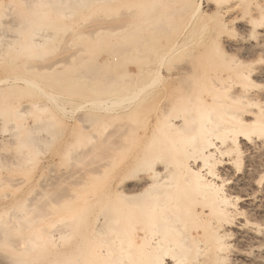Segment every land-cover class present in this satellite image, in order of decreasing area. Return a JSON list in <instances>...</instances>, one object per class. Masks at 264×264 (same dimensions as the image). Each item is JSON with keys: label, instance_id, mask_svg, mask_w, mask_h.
I'll return each instance as SVG.
<instances>
[{"label": "rangeland", "instance_id": "obj_1", "mask_svg": "<svg viewBox=\"0 0 264 264\" xmlns=\"http://www.w3.org/2000/svg\"><path fill=\"white\" fill-rule=\"evenodd\" d=\"M133 1L144 6V20L118 40L115 32L83 34L100 22H120L123 9L116 4L76 6L68 15L60 0H0V79L37 85L0 90V264L78 258L83 234L106 214L150 121L189 85L212 96L217 92L208 78L214 76L216 84L264 97V0ZM35 39L42 41L27 44ZM60 60L52 70L38 67ZM152 81L140 96L123 99ZM22 108L28 110L20 116ZM46 121L38 133L47 141L19 143L20 131ZM248 135L262 145L254 154L247 145L238 148V155H226L228 167L221 166L241 214L218 264H264V128ZM116 142L123 151L114 150Z\"/></svg>", "mask_w": 264, "mask_h": 264}, {"label": "bare ground", "instance_id": "obj_2", "mask_svg": "<svg viewBox=\"0 0 264 264\" xmlns=\"http://www.w3.org/2000/svg\"><path fill=\"white\" fill-rule=\"evenodd\" d=\"M60 1L68 15H73L77 7L93 5L116 4V8L123 9L118 24L100 22L88 27L83 34L90 38L115 32L120 35L118 40L125 39L144 20V6L133 0ZM200 10L201 3L196 5L193 17ZM145 13L151 14L152 10ZM189 29L190 26L176 50L185 44ZM41 41L35 39L27 44L38 45ZM60 63L61 60L38 67L47 71ZM259 75L263 76L264 71ZM159 77L160 74L154 81ZM215 78H208L217 92L212 96L204 95L202 87L189 85L184 94L162 104L133 152L127 173L116 180L106 214L96 218L90 233L83 234L79 257H69L70 263L66 264H218L224 259L229 227L241 214L238 198L225 187L223 172L228 171L229 164L225 157L230 153L238 155V148L244 145L254 154L262 145L248 134L255 128H264V97L236 90L232 83L216 84ZM154 81L142 84L140 90L123 99L140 96ZM24 85L37 86L27 79H0V90ZM38 89L46 91L41 85ZM48 95L56 101L55 94ZM234 103L243 106L235 107ZM57 106L64 107L61 103ZM46 107L47 104L39 106ZM27 110L22 108L18 114ZM47 125L48 121L23 129L18 134L19 143L41 145L47 138L38 132ZM122 147L120 142L113 144L114 150L123 151ZM223 165L227 167L221 169ZM249 171L253 174L255 167Z\"/></svg>", "mask_w": 264, "mask_h": 264}]
</instances>
